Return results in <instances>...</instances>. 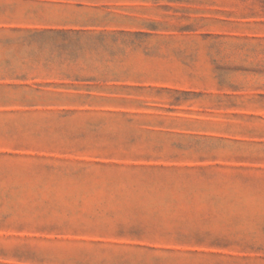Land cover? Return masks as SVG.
<instances>
[{"label":"rangeland","instance_id":"rangeland-1","mask_svg":"<svg viewBox=\"0 0 264 264\" xmlns=\"http://www.w3.org/2000/svg\"><path fill=\"white\" fill-rule=\"evenodd\" d=\"M0 264H264V0H0Z\"/></svg>","mask_w":264,"mask_h":264},{"label":"trees","instance_id":"trees-1","mask_svg":"<svg viewBox=\"0 0 264 264\" xmlns=\"http://www.w3.org/2000/svg\"><path fill=\"white\" fill-rule=\"evenodd\" d=\"M117 35L130 36V35H134V34L130 33V32L106 33L104 31H98L97 35H95L96 36L95 39L87 40L85 43L90 48H94V49H97L100 46H103V47L106 46L107 47V45L109 43L108 39H111L112 44L118 43L119 37ZM123 43H129V41L126 39V40H123ZM82 44L83 43H81V41L79 39H77V40H74V39L64 40L63 42H61L58 45V48L61 50L60 56L62 57L63 52H65V51H69L70 53L75 51L73 56H77L78 55V52H77L78 48L77 47L82 49V46H81ZM67 77L71 78L72 76L70 74H68ZM75 77L77 80H81L79 78V76H75ZM82 80H84V79H82Z\"/></svg>","mask_w":264,"mask_h":264}]
</instances>
